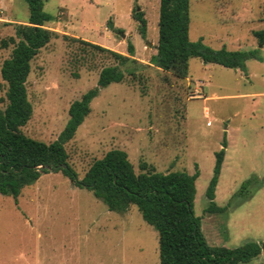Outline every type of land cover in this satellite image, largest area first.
<instances>
[{
	"label": "rangeland",
	"instance_id": "obj_1",
	"mask_svg": "<svg viewBox=\"0 0 264 264\" xmlns=\"http://www.w3.org/2000/svg\"><path fill=\"white\" fill-rule=\"evenodd\" d=\"M158 3L44 0L53 17L45 25L59 36L31 60L26 89L32 115L21 130L54 140L69 104L95 86L102 67L117 64L81 39L123 54L130 41L135 76L125 73L121 82L99 88L65 143L68 164L81 178L94 159L119 148L136 173L153 168L191 174L196 168L193 212L207 242L229 248L264 242V184L245 199L238 194L246 180L264 177V45L252 35L264 28V0H190V40L214 49H256L261 59H247L241 70L192 57L185 78L149 63L156 52ZM137 7L146 19L144 37L131 17ZM28 14L25 0H0V66L12 47L1 40L14 35L15 23ZM5 90L0 76V108ZM223 141L213 200L225 210L212 212L205 191ZM0 264H159L158 234L134 205L109 210L91 190L49 171L25 185L16 201L0 194ZM237 264H264V251Z\"/></svg>",
	"mask_w": 264,
	"mask_h": 264
},
{
	"label": "trees",
	"instance_id": "obj_2",
	"mask_svg": "<svg viewBox=\"0 0 264 264\" xmlns=\"http://www.w3.org/2000/svg\"><path fill=\"white\" fill-rule=\"evenodd\" d=\"M189 1L159 0L156 52L151 55L150 64L177 78H185L192 57L241 70L245 69L247 59H261L256 49L230 50L224 45L214 49L201 39L190 40ZM25 2L29 11L27 21L15 23L14 35L1 40V46L11 44L12 47L0 66V76L6 84L5 104L0 108V194L9 195L16 201L21 189L33 183L41 173L61 171L73 184L91 190L109 210L124 212L134 205L144 221L157 231L159 264H237L264 251V242L247 241L232 248L207 242L200 220L193 212L196 168L191 174L181 170L161 172L153 168L136 173L126 151L119 148L109 149L94 159L81 178L68 164L65 143L90 112V101L99 88L121 82L125 73L135 76L137 60L133 58L134 47L130 41H127L128 54H123L81 39L109 53L117 64L102 67L95 86L69 104L67 121L54 140L45 142L22 132L21 127L32 115L26 89L31 60L52 38L59 36L57 31L45 25L53 17L43 9L44 0ZM131 17L137 21L138 31L144 37L146 19L143 11L133 8ZM252 35L258 45H264V28L253 30ZM61 36L69 38L67 34ZM224 147L223 141L222 148L215 152L213 173L205 191L207 211L225 210L213 200ZM258 184H264V177L246 180L238 194L245 199Z\"/></svg>",
	"mask_w": 264,
	"mask_h": 264
},
{
	"label": "water",
	"instance_id": "obj_3",
	"mask_svg": "<svg viewBox=\"0 0 264 264\" xmlns=\"http://www.w3.org/2000/svg\"><path fill=\"white\" fill-rule=\"evenodd\" d=\"M138 9V7H137ZM113 24L110 25V29L112 28ZM120 35L123 37L124 36V33L123 32H120ZM63 167H66V164H63Z\"/></svg>",
	"mask_w": 264,
	"mask_h": 264
}]
</instances>
